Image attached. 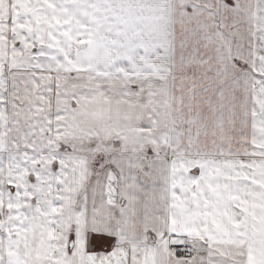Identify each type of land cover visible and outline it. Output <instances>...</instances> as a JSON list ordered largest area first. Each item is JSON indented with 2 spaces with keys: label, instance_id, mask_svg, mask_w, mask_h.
I'll list each match as a JSON object with an SVG mask.
<instances>
[{
  "label": "snow or ice",
  "instance_id": "snow-or-ice-1",
  "mask_svg": "<svg viewBox=\"0 0 264 264\" xmlns=\"http://www.w3.org/2000/svg\"><path fill=\"white\" fill-rule=\"evenodd\" d=\"M0 264H264V0H0Z\"/></svg>",
  "mask_w": 264,
  "mask_h": 264
}]
</instances>
